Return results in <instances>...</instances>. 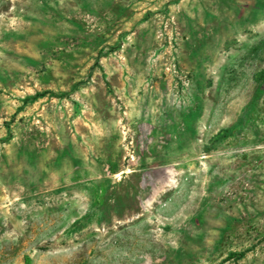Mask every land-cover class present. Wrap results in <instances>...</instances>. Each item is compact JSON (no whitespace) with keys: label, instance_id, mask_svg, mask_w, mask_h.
<instances>
[{"label":"rangeland","instance_id":"rangeland-1","mask_svg":"<svg viewBox=\"0 0 264 264\" xmlns=\"http://www.w3.org/2000/svg\"><path fill=\"white\" fill-rule=\"evenodd\" d=\"M0 264H264V0H0Z\"/></svg>","mask_w":264,"mask_h":264}]
</instances>
